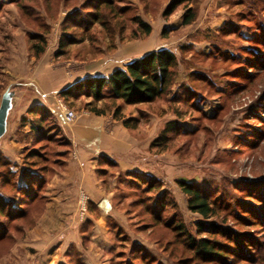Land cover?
<instances>
[{
	"label": "rangeland",
	"instance_id": "obj_1",
	"mask_svg": "<svg viewBox=\"0 0 264 264\" xmlns=\"http://www.w3.org/2000/svg\"><path fill=\"white\" fill-rule=\"evenodd\" d=\"M99 1L0 0V98L7 86L15 93L0 147L11 134L17 105L32 93L34 86L19 91L24 81L37 79L40 87L50 77L73 80L89 73L75 84L165 48L176 58L173 83L161 98L135 105L92 101L83 91L63 100L57 93L68 86L52 95V110L45 108L54 132L44 151L50 169L42 185L44 202L27 206L26 221L16 220L20 226L0 217L7 227L0 264H201L172 227L179 223L201 237L198 221L249 232L258 250H241L250 256L238 264H264V225L248 228L222 212L202 219L188 209L177 185L178 180L193 184L228 209L248 194L264 201V0H191L167 16L162 11L169 0H113L126 7L121 22L79 30L75 22ZM188 7L194 20L182 25ZM132 16L150 26L148 34L131 36ZM63 33L82 39L57 55ZM36 44L44 48L38 56ZM42 57L51 75L36 78L32 71ZM58 99L74 111L72 121L62 119ZM98 116L104 117L102 132L84 143L98 180V194L91 195L66 167L71 137L64 129L77 117ZM20 117L18 123L28 124L27 113ZM168 121L173 131L162 142L156 137ZM14 134L21 139L20 131ZM155 139L161 143L152 146ZM25 143L29 148L30 138ZM0 155L6 157L1 150ZM10 161L15 170L18 163ZM5 171L0 167V175ZM0 189L8 198L14 190ZM257 205L247 207L264 221V208Z\"/></svg>",
	"mask_w": 264,
	"mask_h": 264
},
{
	"label": "trees",
	"instance_id": "obj_2",
	"mask_svg": "<svg viewBox=\"0 0 264 264\" xmlns=\"http://www.w3.org/2000/svg\"><path fill=\"white\" fill-rule=\"evenodd\" d=\"M191 0H169L164 7L162 14L170 15L177 6L189 5ZM90 8V7H89ZM125 6H119L113 0H100L97 4L91 5L92 11H87L86 16L78 19L75 26L83 32H87L93 25L106 27L110 21L119 18L125 12ZM195 11L192 7L186 8L182 16V25H187L194 20ZM124 20V19H122ZM129 21L136 24L131 36L136 37L142 34H148L150 26L140 20L137 16H132ZM62 39L58 43L56 54H62L69 45L81 40L82 37L76 39L74 36L63 33ZM35 56L41 54L44 50L43 44L32 46ZM252 53L251 50L249 52ZM248 57L246 60H249ZM175 55L168 49L160 48L147 52L146 54L126 62L123 67L113 69L109 74L104 76H89L81 82L72 84L58 91V96L63 100L68 97L79 94L80 91L88 96L92 101H99L107 98L112 101L120 100L128 105L145 104L161 98L171 88L174 77ZM91 103H88L90 105ZM91 110H94L91 108ZM116 111V110H115ZM27 123L29 126L31 138L30 147L23 149L20 164L15 170H11L14 166L9 159L0 155V167L6 170L3 176L0 175V187L10 185L14 188L9 198L0 189V217H4L11 222H15L20 226L25 222L28 208L34 204L44 202L43 182L44 176L49 173L47 169V159L44 151L48 149V144L52 139L54 131H50V114L45 108L31 106L26 111ZM116 117L118 118L116 112ZM22 120V117H20ZM26 122H21V124ZM124 126H129L130 120H122ZM173 121L165 123L160 130L157 139L162 142L167 140V134L173 131ZM153 140L152 146L160 144ZM63 148L67 151L68 144L61 142ZM65 151V152H66ZM64 156V153L62 154ZM39 162H43L38 165ZM18 176L11 181L10 176ZM179 189L187 196V207L190 211L198 214L202 219L217 216L220 212L223 216H231L240 225L243 224L248 228L264 225V221L256 212L248 209L247 206L257 203V206H263L264 201L257 200L252 194H248L246 199L238 200L231 209L227 203L219 205L209 194L204 193L199 188L178 180ZM255 198V201L251 200ZM16 206H13V203ZM163 206V204H160ZM228 209V210H227ZM231 210V211H230ZM20 224V225H19ZM30 225V224H29ZM176 234L181 236L180 241L188 248L191 257L201 264H238L250 255L249 250H258L252 244V236L249 232H236L232 227L226 225H217L215 223H205L198 221L195 224L196 231H202L204 236L195 237L181 224H173ZM7 227L0 222V239L7 237ZM254 237V236H253ZM224 239L225 241H221ZM249 249L248 253L241 250ZM78 261V259H76ZM77 264H81L79 261Z\"/></svg>",
	"mask_w": 264,
	"mask_h": 264
},
{
	"label": "crops",
	"instance_id": "obj_3",
	"mask_svg": "<svg viewBox=\"0 0 264 264\" xmlns=\"http://www.w3.org/2000/svg\"><path fill=\"white\" fill-rule=\"evenodd\" d=\"M50 67L46 65V62L44 61V58L42 57L40 61H37V64L34 67V70L32 71L34 74V77H36L37 74L43 73V75H46L49 77L50 74ZM89 73H84L81 75H77L74 77L75 79H62L61 81H55L51 77L48 79V82H41L40 87L38 86L37 79L32 81H24L21 83L24 87H19V91L26 90L27 86H34L32 89V93L28 96V99H25L24 101H21L22 103L18 104L16 110H15V118L13 121V125L10 129L11 134L8 135V141L2 143L0 150L2 151V154L6 156V158H9V160L15 161L18 163V165L21 162L23 148L25 147V138H31L30 130L28 124L21 125L19 122L20 116L28 110L31 106H37L39 108H47L49 110H52L53 107V100L55 99L54 96L57 93V91L63 87L69 86L74 81L83 78L84 76H87ZM37 78V77H36ZM37 84V85H36ZM36 85V86H35ZM7 92L10 97V107L7 110L6 119L8 117L9 112L11 111L13 107L12 101L14 100V94L10 89L9 86H7L3 93ZM2 93V94H3ZM2 96V95H1ZM53 99V100H52ZM104 117L98 116V119H90V117L86 118H80L77 117L71 125L68 126V128H65V133L71 137L70 138V151L68 153V157L66 158L67 162V168L72 169V176L73 179L77 181V185L79 187H82L84 191L93 194L92 190H95V192L98 194V188L96 184L98 183V180L96 179V176L94 175V170L92 166V170L90 172L89 165L91 160H88L91 157H88L89 153L85 149L87 148L84 146L85 142H88L90 137H92V133L102 132L104 126ZM109 118L105 117V121H107ZM91 121V122H90ZM114 122V121H113ZM112 126L114 129H116V123H112ZM16 131L21 132V139L18 138L14 133ZM1 140V139H0ZM92 173V174H90ZM46 195L49 196V193L46 192ZM50 199V197H49ZM47 203V202H46Z\"/></svg>",
	"mask_w": 264,
	"mask_h": 264
},
{
	"label": "water",
	"instance_id": "obj_4",
	"mask_svg": "<svg viewBox=\"0 0 264 264\" xmlns=\"http://www.w3.org/2000/svg\"><path fill=\"white\" fill-rule=\"evenodd\" d=\"M10 107V97L7 92L3 93L0 98V136L5 129L7 110Z\"/></svg>",
	"mask_w": 264,
	"mask_h": 264
},
{
	"label": "built area",
	"instance_id": "obj_5",
	"mask_svg": "<svg viewBox=\"0 0 264 264\" xmlns=\"http://www.w3.org/2000/svg\"><path fill=\"white\" fill-rule=\"evenodd\" d=\"M57 102V105H58V108H59V111L62 115V119L65 121V122H70L73 120V118L75 117V113L72 109L66 107L59 99L56 100ZM84 209V207H83Z\"/></svg>",
	"mask_w": 264,
	"mask_h": 264
}]
</instances>
